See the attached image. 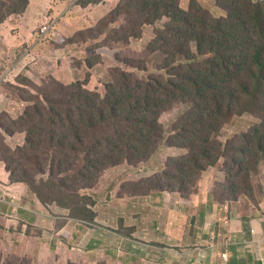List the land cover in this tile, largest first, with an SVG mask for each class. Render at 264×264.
I'll use <instances>...</instances> for the list:
<instances>
[{"label":"rangeland","instance_id":"374dc122","mask_svg":"<svg viewBox=\"0 0 264 264\" xmlns=\"http://www.w3.org/2000/svg\"><path fill=\"white\" fill-rule=\"evenodd\" d=\"M29 1L31 8H25L13 29L17 41H21L22 33L32 32L36 26L37 31L31 40L22 43L32 51L20 59L18 51L23 52L26 48L20 43L15 50L16 46L6 40L13 55L0 54V125L5 126L9 119L17 120L28 105L37 116L33 129L41 137L36 140L21 126L12 134L0 127V264H188L189 256L174 263L170 254L177 249L183 252L193 249L194 246L187 245L190 242L183 241L180 245L184 246L177 247L170 242V236L169 239H160L158 232L164 228L170 215L178 214L185 231H191L192 226L188 224L198 220L200 207L206 212L210 204L212 207L215 203L239 198L237 206L230 204L234 210L241 207L243 214L264 216V161L260 159L252 164L259 156L248 154L249 148L241 146L239 140L250 126L261 123L262 113L257 108L248 107L247 112L223 117V123L213 135L220 141L223 154L197 174L192 182L194 185L186 188L187 196L153 189L150 178L165 165H171L168 157L186 152L184 147L170 143L168 133L181 112L187 107L195 108V105L175 101L159 115L165 134L157 150L147 157H142L144 154H123L126 158L120 164L100 172L95 184L81 191L95 201L93 209L99 214L95 217L98 227H85L81 223L76 227L74 224L62 225L69 212L38 198L48 194L39 182L46 178V172L52 167L51 158L55 155L56 159H66L61 147L47 136L53 130L50 122L57 112L52 109V103L48 101L50 95L42 84L80 81L88 89L103 92L104 84L113 81L112 71H123L130 74L134 87L148 78L154 80L157 76H164L162 66L175 62V59L167 57L166 52L170 47L165 41L171 37L155 31L166 19L140 23L138 34L132 35L126 31L127 15L124 11L116 12L123 0ZM210 1L211 4L205 6L212 16L225 14L217 0ZM3 2L7 5L3 11H8L12 1ZM190 3L191 0H177L182 9L188 8ZM58 5L62 6L60 10H57ZM52 20L57 21L55 28H52ZM45 25L49 26L48 31L40 35L39 29ZM56 40L58 42L52 44ZM124 82L121 79V85ZM139 92H135L133 99ZM27 141L37 143L33 148H22ZM60 141L67 142L65 133ZM232 146L238 147L237 151L233 152ZM244 149L245 152L239 154ZM234 156L242 162L241 171L246 169V164H252L250 170L254 172L249 173L247 183L242 174H236L239 166L234 162ZM228 174H235L231 176L232 180ZM208 185L211 192L207 203L198 202V206L192 209L188 203L194 192ZM231 185L235 188L234 193ZM118 196L123 197V203ZM114 198L117 200L112 204ZM163 199H166L165 203ZM259 205L263 208L260 209ZM224 214L229 216V213ZM153 222L158 223V228L153 227ZM142 227L147 231L142 233ZM107 228L116 231L113 233ZM99 229L101 232H97ZM67 232L77 238L72 247L71 242L65 244L70 237ZM65 233L68 234L66 239L63 237ZM130 238L139 242L131 246ZM222 251L220 249L218 253Z\"/></svg>","mask_w":264,"mask_h":264},{"label":"trees","instance_id":"16d2710c","mask_svg":"<svg viewBox=\"0 0 264 264\" xmlns=\"http://www.w3.org/2000/svg\"><path fill=\"white\" fill-rule=\"evenodd\" d=\"M9 1L12 3L8 11H3L7 5L0 0V22L7 15L20 16L29 0ZM201 1L191 0L186 9L180 8L177 0H123L118 5L116 12L124 11L127 15L126 31L132 35L138 34L140 23L166 19L155 28L165 37H171L165 41L170 51L165 49L167 57L175 62L162 66L164 76L148 78L133 87L129 73L112 71L113 81L104 84L103 92L88 89L80 81L42 84L50 95L52 109L57 112L50 122L53 130L47 136L61 147L66 159H56L54 155L48 172L47 166L44 167L46 178H41L39 185L48 194L38 198L69 212L64 214L66 223L62 225L71 218L85 227L97 226L95 201L81 191L92 187L100 172L120 164L126 158L123 154L147 157L157 150L165 134L159 115L175 101L195 105L181 112L168 133L170 143L184 147L186 152L168 157L171 165H165L150 178L153 189L187 196L186 188L194 185L197 174L223 154L220 141L213 137L223 117L247 112L248 107L259 109L262 121L250 126L239 140L241 146L249 148L248 154L259 156L252 164L260 159L264 161V0H217L225 12L219 17L212 16L206 8L210 0ZM61 8L58 5L57 10ZM56 22L52 20V28ZM121 79L126 81L122 85ZM36 117L26 105L23 115L17 120L9 119L0 127L12 134L21 126L39 140L40 134L33 129ZM64 133L67 142L60 141ZM36 143L27 141L22 148H33ZM231 148L235 152L238 147ZM244 152L245 149L239 154ZM234 159L239 166L237 176L242 174L247 183L249 173L254 172L250 170L252 164H246V169L241 171L242 162L235 156ZM234 175L228 174L229 180ZM230 187L234 193L235 188ZM200 191L202 188L194 193L198 195ZM204 213V207H200L197 214L200 224ZM66 235L63 234L65 239ZM76 241L73 235L65 244L71 242L72 247Z\"/></svg>","mask_w":264,"mask_h":264},{"label":"crops","instance_id":"0c3cea01","mask_svg":"<svg viewBox=\"0 0 264 264\" xmlns=\"http://www.w3.org/2000/svg\"><path fill=\"white\" fill-rule=\"evenodd\" d=\"M71 3L75 4V1ZM29 8H31V2L28 1L27 9ZM19 18L21 16L17 17L11 14L0 22V41H2L0 54L3 56L11 57L13 55L10 53L11 48L6 44V40L13 43L16 46V50L20 43L29 42L33 37L34 31H37L35 26L32 32L22 33L21 41H17L16 30L13 28L17 25L16 22ZM21 47L26 48V50L23 52L18 51V58L20 59L25 54L28 56L30 51H32V48L25 47L23 44ZM202 190L189 201L188 205L192 209L194 206H198V202L207 203L208 193L210 192L209 185L207 188H202ZM165 200L163 199V203H165ZM119 201L123 203V200ZM239 203L240 199L236 198L233 201L225 200L223 203H215L212 207L210 204L204 213L202 224L198 220H195V223L191 221L188 224L189 227L192 226L191 231H188V229L185 231L178 214L170 215L164 228L158 232L160 233V239H166L170 236V239H168L177 247L184 246L180 245L183 241H188L190 243L187 245L194 246L193 249H189L186 252L180 249L173 250L170 256L173 258L174 263H179L185 256H189L187 259L189 260L188 264H264V216L260 214L254 217L253 215L249 216V214H243L244 211L241 207L238 210H234L233 206L230 205L235 204L237 206ZM259 208L262 209L263 205H259ZM244 209L248 208L244 206ZM224 213H229V216ZM67 224H74L75 227L80 225L71 219L68 220ZM152 225L158 228L157 222H153ZM199 225H201V228ZM95 227H98V225ZM140 231L143 233L147 230L142 227ZM97 232H101V229ZM75 233L76 231L73 234ZM68 234L73 236L72 233ZM129 242L131 245L139 241L130 238ZM220 249L223 251L218 253Z\"/></svg>","mask_w":264,"mask_h":264},{"label":"built area","instance_id":"2783aa9c","mask_svg":"<svg viewBox=\"0 0 264 264\" xmlns=\"http://www.w3.org/2000/svg\"><path fill=\"white\" fill-rule=\"evenodd\" d=\"M48 28H49V26H43L42 28H40L39 29L40 35L45 34L48 31ZM52 35H54V34H52Z\"/></svg>","mask_w":264,"mask_h":264},{"label":"clouds","instance_id":"9594fccd","mask_svg":"<svg viewBox=\"0 0 264 264\" xmlns=\"http://www.w3.org/2000/svg\"><path fill=\"white\" fill-rule=\"evenodd\" d=\"M43 27V26H42ZM40 32V31H39ZM52 37H54V39H55V36L54 35H52Z\"/></svg>","mask_w":264,"mask_h":264}]
</instances>
